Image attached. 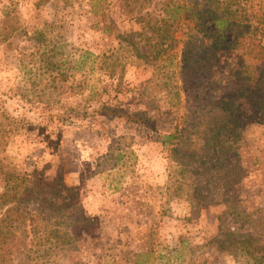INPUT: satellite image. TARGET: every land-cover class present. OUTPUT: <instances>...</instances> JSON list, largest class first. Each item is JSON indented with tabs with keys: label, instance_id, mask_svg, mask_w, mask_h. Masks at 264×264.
<instances>
[{
	"label": "rangeland",
	"instance_id": "374dc122",
	"mask_svg": "<svg viewBox=\"0 0 264 264\" xmlns=\"http://www.w3.org/2000/svg\"><path fill=\"white\" fill-rule=\"evenodd\" d=\"M111 3L96 13L90 0H0V194L7 172L51 180L60 172L77 189L80 239L47 264H264V123L245 115L254 86L244 62L252 61L206 51L208 74L194 83L197 65L188 72L182 62L187 26L173 49L146 62L129 42L150 49L141 23ZM231 88L242 93L233 98L236 134L185 171L190 153L211 145L206 128ZM103 105L143 111L146 121L107 116ZM176 127L187 132L163 145ZM220 224L245 232V243L230 246L236 238ZM28 229H12L1 264H36Z\"/></svg>",
	"mask_w": 264,
	"mask_h": 264
},
{
	"label": "trees",
	"instance_id": "16d2710c",
	"mask_svg": "<svg viewBox=\"0 0 264 264\" xmlns=\"http://www.w3.org/2000/svg\"><path fill=\"white\" fill-rule=\"evenodd\" d=\"M96 13L105 12L112 0H90ZM122 2L126 13L134 17L142 25L138 33L141 40L150 45L148 52L141 51L130 35L136 51V57L150 61L153 51L155 58L163 57L168 50L175 47L177 32L183 23L188 27V33L183 40L182 62L185 71H193L197 65L193 82L199 83L208 74L207 52L240 51L252 62L244 64L252 76L251 91L246 96L251 112L245 114L248 121L264 123V0H117ZM187 22L192 25L188 26ZM171 56V55H169ZM170 58V57H169ZM205 61V62H204ZM199 76V79L197 77ZM199 89V85H196ZM248 90V89H246ZM242 96V93L239 92ZM239 93L231 88V93L221 98V118L214 120L213 127L206 128L207 144H211L205 154L202 150L190 153V159L185 163L184 170L195 172L194 159L205 156L208 159L218 155L217 146L222 143L220 138L233 137L235 128L240 124L234 97ZM179 95V94H177ZM224 97L228 98L225 99ZM231 99V100H229ZM107 116L125 117L132 122H145L143 111L125 112L117 108L103 105L102 111ZM196 112V111H195ZM194 112V114H195ZM191 118V115H188ZM196 128L204 123L201 114ZM187 118L184 119V123ZM189 121V120H188ZM194 126V121H191ZM182 129L181 131H185ZM179 127L172 133L162 136L163 145L177 143L181 136ZM211 141V143H210ZM177 150V148H174ZM200 153V154H199ZM200 155V156H199ZM123 154H118L120 159ZM63 174L59 172L55 179H48L42 172H7L5 175L6 190L0 194V208L9 205L0 217V264L3 263L10 248L8 240L13 228H22L23 233L29 229L36 236V264H47L52 256L66 252L79 239L80 219L76 217L78 191L73 186L64 183ZM68 195V197L65 194ZM6 205V206H7ZM9 228V229H8ZM220 233L228 234L229 239L236 241L229 245L243 244L247 236L245 232L226 230L223 224ZM263 253L257 263L264 262ZM246 253H249L246 251ZM145 254H140V257ZM138 259L136 264H141Z\"/></svg>",
	"mask_w": 264,
	"mask_h": 264
}]
</instances>
